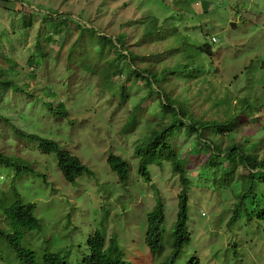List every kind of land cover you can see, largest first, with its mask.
Returning <instances> with one entry per match:
<instances>
[{"label": "rangeland", "instance_id": "obj_1", "mask_svg": "<svg viewBox=\"0 0 264 264\" xmlns=\"http://www.w3.org/2000/svg\"><path fill=\"white\" fill-rule=\"evenodd\" d=\"M24 14L31 17L32 24L25 29L23 34L26 37L22 38L19 37L22 31L20 21ZM149 17L154 23H149ZM73 27L99 28L98 34L109 36L112 41L124 32L126 47L145 63L135 65L136 70L151 62L158 69L155 73L161 71L165 75L166 68L170 67L174 88L172 86L167 93L170 98L178 97L183 101L184 96L177 93L188 87L189 112L199 122L221 120L225 105L218 106L219 99L228 95V119L236 118L240 123L243 117L247 118L243 119L244 122L251 120L252 114L256 118L253 123H247V127L238 128L236 141L242 134L254 138L258 146L261 145V158H264V69L260 68L264 61V0H6L0 5L3 41L0 53H12L8 47L12 44L18 49L13 59L26 72L30 68L26 63L29 51L24 50L33 48L34 37L39 34L38 42L43 52L55 60L45 62L35 73L36 83H31V87L35 90L37 85H55L58 98L52 99L50 104L62 100L68 110L65 119L50 118L47 113L40 117L39 99L13 95L9 91L11 99L3 102L4 108L0 112L10 119L6 124L0 121L1 132L5 138L14 141L9 145L2 143V150L34 162L35 167L46 175L44 181L35 183L44 195L35 196L33 201L38 204L37 214L42 220L41 243L51 252L65 256L68 264H80L86 253V238L93 230L102 228L106 232L107 244L113 236L116 237L125 261L158 264L171 249V231L165 225L170 227L175 220L180 183L164 162L146 165L148 182L142 176L137 178V166L130 164L127 158L138 138L143 136L142 130H135L130 136L109 137L111 130L121 129L109 117L120 107L116 104L118 95L98 92L96 88L88 93L83 86L96 87L98 79L83 71L72 69L67 73L65 69L74 68L71 62L65 63L62 58L78 33H69L64 45L44 40L52 30H72ZM141 34L143 40L139 44ZM211 38L215 42L212 43ZM23 39L26 42L21 41ZM203 44L208 45V52L201 48ZM112 56L113 51L105 52V58ZM187 62L190 73L196 74L185 82L176 78V66L183 67ZM111 81L126 88L137 86L139 91L135 96L144 92L139 79L125 82L124 77H112ZM76 95L82 99L77 107L73 105ZM243 97L256 103L258 111L247 104L241 105L239 102ZM130 101L124 103L127 104L126 110H129ZM33 102L35 105L30 106ZM156 102V99L145 102L141 110L148 112L155 106L157 115L162 114ZM43 111L47 112V109ZM22 113L28 118H19ZM34 116L37 126L30 129L28 122ZM125 120L126 113L120 122ZM144 121L155 122L146 115L140 117V122ZM110 123L113 125L109 126ZM11 125L44 138L52 136L50 139L58 144L59 151L76 156L85 169L91 170L92 177L81 175L74 182H68L57 165V159L55 161L56 155H41L35 145L16 140ZM189 137L192 143L193 135L184 138L180 133L176 136L175 146L180 153ZM122 149L127 152L125 156ZM110 155L126 161L128 168L133 169L129 181L122 185L109 170ZM190 164L195 165L196 158L191 157ZM226 164L228 167L229 163ZM189 174L196 175L192 169ZM191 183L195 186L188 192L187 228L191 239L176 264H182L190 256L197 257L201 264H264V226L255 221L243 223L239 220L228 227L235 201L224 194L222 187H212L210 182L201 187H197L199 184L194 180ZM237 184L238 181L234 180L233 185ZM155 195L166 207V224L160 237L164 253L159 257L153 256L143 243L145 213L153 208Z\"/></svg>", "mask_w": 264, "mask_h": 264}, {"label": "trees", "instance_id": "obj_2", "mask_svg": "<svg viewBox=\"0 0 264 264\" xmlns=\"http://www.w3.org/2000/svg\"><path fill=\"white\" fill-rule=\"evenodd\" d=\"M5 1L0 0V5H4ZM149 18V23H154L153 19ZM20 23L22 31L19 37L25 38L26 34L23 33L26 28L31 27L32 19L24 14ZM40 27L46 29V27L41 25ZM53 28L57 29L56 26H53ZM61 30L48 32L44 40L52 43L58 41L64 45L67 43L69 33H78V36L72 38L74 40L72 45L66 47L62 58L63 62H71L74 66V68L66 67L67 73L75 69L96 77L98 79L96 87H93V85L83 86L88 93H91L92 89L96 88L98 92L107 91L106 93L111 95H113L112 93L118 95L116 104L120 107L115 113L109 114V117L114 125H118L121 129L111 130L109 137L130 136L131 132L141 129L143 136L138 138L133 146V153L129 157L130 164L136 165L138 173L146 181H149L148 172L145 169L146 165L167 163L171 174L177 178L181 185V192L178 198L179 210L172 228L171 249L158 264H176L183 254V247L187 245L188 236L185 230L186 194L190 188L195 187L191 183L192 180L198 182L199 185L197 187H201L202 184L208 182H210L211 185H209L212 187L214 186L218 189L222 187L225 192L239 199L251 213L258 215L261 213V219L264 220V214L262 210L260 212V207H258V196L250 183L261 176V169L264 168V158H261V151L257 152L261 145L258 146L259 143L254 138L247 137L245 134L236 141V134L239 133L238 128L247 123H253L256 119L253 118L254 114L251 115L249 118L251 120L248 119V122H244L243 119H247L244 117L240 119V123L237 122L236 118L228 119L226 106L228 105L227 100L229 97L225 94L219 99L218 103V106L225 105L223 118L219 121L199 122L194 114L189 112L188 87H185L184 91L177 93L178 96H184L183 101H180L178 97L170 98L167 93V90L172 89V86L174 88L170 77L172 74L170 67L166 68L167 73L165 75L161 71L155 73V70L158 69L151 62H146V67L136 70L135 65L145 63L132 49L126 47L124 32H120L112 41L109 36L99 35V28L79 29L73 27L72 30ZM1 37L0 50L3 42ZM39 37V34L38 36L35 35V44L31 50H24L29 51L26 56V63L30 68L26 72L19 68V65L14 61L13 58L15 57L13 55L18 49L12 44L8 45L9 50L13 51L12 53L9 55L0 53V112L4 108L3 102H8L11 99L8 96L10 91L13 95H24L28 99H39L41 102H37V105L41 106L40 117L47 113L50 118L65 119L68 110L64 101L57 99L55 104H50L52 99L58 98L54 92L55 85L48 83L44 87L37 85L35 90L33 86L31 87V83L32 85L36 83L35 73L41 70L45 62L52 63L51 61L55 60L43 52L41 44L38 42ZM142 38L143 34H141L140 41H138L139 44L142 43ZM21 41L26 42L24 39ZM79 43L83 44L77 46ZM201 48L205 52L209 51L207 44H203ZM167 49H169L168 46ZM109 50L113 51V56L105 58V52ZM261 67L264 69V61L262 66L260 63ZM194 74L190 73L188 62L183 67L176 66L177 79L182 78L187 82L186 80L192 78ZM112 77L119 79L124 77L125 82L132 78L139 79L142 81L140 85L144 92L135 96L139 91V89H136L137 86H131L133 87L132 89L126 88L123 84H113L111 81ZM180 89H182L181 86ZM42 99H45V101ZM154 99L157 100L156 105L163 112L160 115H157L155 106L148 109L149 113L146 109L141 110V106L145 102L154 101ZM257 100L261 101V98ZM127 101H130L128 104L129 110H126L127 104H124ZM35 102L30 103V106L35 105ZM81 103L82 99L79 95H76L73 105L77 107ZM239 103L241 105L247 104L251 109L258 111L256 103L248 101L246 97H243ZM45 108L47 112L43 111ZM125 113L126 120L120 122ZM143 115L149 116L150 120L155 122H140V117ZM19 118L27 119L28 115L22 113ZM0 121H2V124H6L10 122V119L0 113ZM113 123H110L109 126H112ZM11 126V131L17 138L35 142V149L41 155L54 153L57 165L68 182L72 183L77 177L89 173L74 156L72 157L65 152L59 151L58 144L50 139L52 136L44 138L35 132L26 133L13 125ZM28 126L30 129L37 126L35 116L30 119ZM68 127L71 126L68 125ZM195 128L196 132L194 131ZM2 129L0 128V263L67 264L65 256L51 253L48 247L37 242L33 244V241H39L37 237L32 239V244H28V241L24 240L28 232L38 229V223L32 215L33 205L24 203L21 200L15 181L25 176L33 177L39 176V174L30 166V164L34 165V162L2 150V143L9 145L14 142L10 137L5 138L3 131L1 132ZM181 130L183 131L181 132ZM180 133L183 134L184 138L190 135L195 136L192 143H190V137L187 138V147H185V144L181 153L178 151V147L175 146V138ZM121 152L126 154L125 149H122ZM191 157L196 158V164L193 166L190 164ZM227 162L229 163L228 167L225 166ZM109 165L112 171L116 173L114 175L118 178L120 184L129 180V164L126 161L115 155H110ZM237 167L246 174L243 175V172L238 170ZM189 169H192L196 175L189 174ZM236 170L240 182L244 185L243 188L233 189L231 187ZM139 174L137 175L139 176ZM201 179H203V183ZM155 204L153 211L146 215V228L143 240L149 252L153 256L159 257L164 253V247L159 242L163 214L159 199H156ZM105 240V234L102 230L96 231L90 236L85 242L86 253L82 255L80 264H133L123 259V252L116 244L115 236L108 241L106 247ZM182 264H199V262L196 258L189 257Z\"/></svg>", "mask_w": 264, "mask_h": 264}, {"label": "clouds", "instance_id": "obj_3", "mask_svg": "<svg viewBox=\"0 0 264 264\" xmlns=\"http://www.w3.org/2000/svg\"><path fill=\"white\" fill-rule=\"evenodd\" d=\"M210 41L213 43V42H215V39L214 38H211L210 39ZM247 125L248 124H245V125H243V127H247ZM194 131L196 132V128L194 129ZM195 132H193V134H195ZM27 133V132H26ZM241 133H242V131H241ZM242 135H244V134H242ZM194 138H195V136H194ZM20 138H17L16 140H19ZM20 140H22V141H24V142H27L28 144H33V145H35V147H36V144H35V142H29L28 140H26V139H20ZM249 148V147H248ZM126 151V150H125ZM259 151H261V148H258L257 149V152H259ZM132 153H133V147H132V152H131V155H132ZM126 154H127V152H126ZM126 154H123L124 156L126 155ZM45 155V154H44ZM130 155V156H131ZM72 157L74 156V155H71ZM129 156V157H130ZM129 157L127 158V159H129ZM75 158L77 159V157L75 156ZM55 161H56V158H55ZM30 166L32 167V169L35 171V172H37L38 174H39V176H33V177H29V176H25V177H23L22 179H19V180H17V181H15V184H16V186L18 187V192H19V194H20V196H21V200L24 202V203H30V204H32L33 205V212H32V215H33V217L37 220V223H38V229L37 230H33V231H30V232H28L27 234H26V236H25V238L26 239H24V240H27L28 241V244H32V239L34 238V237H37L38 238V240L39 241H33V244H36V242L37 243H39V244H41V245H43L42 243H41V236H40V232H41V229H42V220L40 219V216L37 214V205L38 204H34L33 203V201H35L34 200V197L35 196H43L44 194H43V192L40 190V188H38V187H36L35 186V183H39V182H41V181H44L45 179H46V175H45V173H41L40 171H39V169H37L36 167H35V165H32V164H30ZM237 169L238 170H240V171H242L243 172V175H245L246 173L243 171V170H241V169H239V167H237ZM109 170L113 173V174H116L114 171H112V169H110L109 168ZM132 170L133 169H130V168H128V175H131L130 173H132ZM87 171L89 172V173H85V174H83L82 176H87V177H92V172H91V170H89L88 168H87ZM136 174H139V173H136ZM141 177V175L139 174V176L137 177L138 179ZM117 179V181H118V183H119V180H118V178H116ZM144 179V178H143ZM234 180H237L238 181V184L237 185H233V182H232V185H231V187L233 188V189H237V188H243V184L240 182V180H239V178H238V172H237V170H236V173H235V178H234ZM233 180V181H234ZM126 181H129V180H126ZM144 181L145 182H148V181H146L145 179H144ZM250 182V181H249ZM251 184H252V187H253V189H254V191L256 192V194H257V196H258V202H259V207H260V212H261V210H262V212H263V214H264V168H262L261 169V176L260 177H258V178H255L252 182H250ZM120 184V183H119ZM122 185V184H121ZM180 192H181V185H180V190H179V193H178V195H177V205H176V209H177V211H176V217H175V220H174V222L172 223V225L170 226V227H167V225H165V228H168L170 231H171V239H172V228H173V225H174V223H175V221H176V218H177V213H178V210H179V206H178V198H179V195H180ZM224 194H227L232 200H234L235 201V203L233 204L234 205V209H233V211H232V216H231V218H230V220L228 221V223H227V225H228V227H231V224H233V223H235L236 221H239V220H242V222L243 223H251L252 221H255V222H257V224H259V223H261L263 226H264V220H262L261 219V213L258 215V214H256V213H251L246 207H245V205L239 200V199H237L235 196H233V195H230V193H228V192H224ZM186 198H187V200H186V221H185V230H186V233H187V236H188V240H187V245L190 243V232H189V230H188V228H187V222H188V193L186 194ZM156 199H159V201H160V205H161V209H162V214H163V221H162V223H161V225H160V233H159V242L161 243V241H160V237H161V234H162V231H163V228H164V224H166V207L164 206V203H163V201H162V199L161 198H159L157 195H155V197H154V205H153V208L152 209H150V210H148L146 213H145V215H147V213H149V212H151V211H153V209H154V207H155V202H156ZM123 207H124V205H123ZM258 216H260V217H258ZM101 223L103 224V221H101ZM145 228H146V226H145ZM99 230H102L103 232H105L102 228L101 229H95V230H93V232L91 233V234H89V236L86 238V240L90 237V236H92L96 231H98L99 232ZM106 233V232H105ZM144 233H145V231H144ZM263 234H264V230H263ZM263 237H264V235H263ZM105 238H106V236H105ZM86 240H85V242H86ZM144 241V240H143ZM144 243V242H143ZM162 244V243H161ZM106 245H107V240H105V247H106ZM186 245V246H187ZM44 246V245H43ZM144 246L146 247V245L144 244ZM186 246H184L183 248L185 249V247ZM45 247H47V246H45ZM147 248V247H146ZM183 249V250H184ZM147 250H148V248H147ZM50 251V250H49ZM149 251V250H148ZM51 252V251H50ZM51 253H54V252H51ZM55 254H57V253H55ZM58 254H60V253H58ZM190 257H193V258H196V260L198 261V258L197 257H195V256H190ZM189 258V257H188ZM65 261H66V258H65ZM199 262V261H198ZM1 264V263H0ZM68 264V263H67ZM199 264H201L200 262H199Z\"/></svg>", "mask_w": 264, "mask_h": 264}]
</instances>
